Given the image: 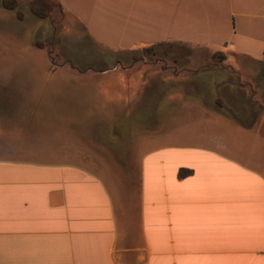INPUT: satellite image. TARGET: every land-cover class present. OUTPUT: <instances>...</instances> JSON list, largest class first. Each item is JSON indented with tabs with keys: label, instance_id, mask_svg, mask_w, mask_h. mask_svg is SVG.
I'll return each instance as SVG.
<instances>
[{
	"label": "crops",
	"instance_id": "obj_1",
	"mask_svg": "<svg viewBox=\"0 0 264 264\" xmlns=\"http://www.w3.org/2000/svg\"><path fill=\"white\" fill-rule=\"evenodd\" d=\"M59 1L109 50L181 43L264 63V0ZM221 124L199 136L221 150L150 136L114 183L13 140L62 137L53 120H0V264H264V121Z\"/></svg>",
	"mask_w": 264,
	"mask_h": 264
},
{
	"label": "rangeland",
	"instance_id": "obj_2",
	"mask_svg": "<svg viewBox=\"0 0 264 264\" xmlns=\"http://www.w3.org/2000/svg\"><path fill=\"white\" fill-rule=\"evenodd\" d=\"M28 1L20 0L19 20L0 0V120L56 122L62 137H13L36 141L46 161L127 181L150 136L174 131L184 144L221 150L215 137L199 136L221 123L247 129L264 121V63L231 55L221 61L180 43L109 50L66 11L41 20ZM9 72L12 84L5 83Z\"/></svg>",
	"mask_w": 264,
	"mask_h": 264
},
{
	"label": "trees",
	"instance_id": "obj_3",
	"mask_svg": "<svg viewBox=\"0 0 264 264\" xmlns=\"http://www.w3.org/2000/svg\"><path fill=\"white\" fill-rule=\"evenodd\" d=\"M2 4L6 10L17 11L19 20L24 19V13L20 10V0H2ZM28 6L30 12L41 20L48 19L52 13L56 11L62 13L64 10L59 0H29ZM262 94H264V92ZM217 105L220 108H225L226 106L221 98L217 100ZM260 108L263 109L264 107L260 105Z\"/></svg>",
	"mask_w": 264,
	"mask_h": 264
}]
</instances>
